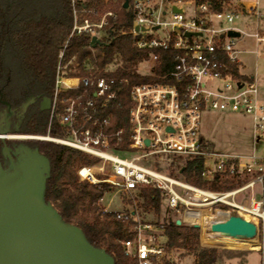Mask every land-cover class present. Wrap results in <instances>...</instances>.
I'll use <instances>...</instances> for the list:
<instances>
[{
	"label": "built area",
	"instance_id": "2783aa9c",
	"mask_svg": "<svg viewBox=\"0 0 264 264\" xmlns=\"http://www.w3.org/2000/svg\"><path fill=\"white\" fill-rule=\"evenodd\" d=\"M70 6L72 31L59 54L49 120V130L57 121L67 136L56 138L49 133L22 137L54 141L98 157L101 161L96 170H78L81 180L93 185L108 183L123 193L151 186L161 192L176 221L197 225L202 234L211 233L210 226L218 221L204 222L199 217L204 210L224 218L233 214L253 217L258 220V234L260 228L264 230V97L257 79L241 72L239 55L243 51L238 42L246 33L236 26L246 18H264V0H70ZM123 11L132 16L129 28H119ZM230 31L241 35L232 37ZM115 35L131 36L137 49L153 51L147 61L153 68L147 75L155 79L133 85L129 127L119 130L112 129L113 117L103 114L121 92L115 87L116 79L95 74V67L88 75L80 72L74 76L66 71L64 63L73 38H89L88 48L94 54L99 45H92L93 38L103 44ZM251 36L264 43V35ZM167 50L174 53V68L158 77L154 69L160 53ZM121 64L118 68L123 67ZM119 82L126 84L128 80ZM79 89L76 96L63 95ZM206 112L249 116L251 151L212 149L201 132ZM158 156L203 160L201 175L207 182L218 176L230 182H245L235 189L220 191L199 187L155 169L153 160ZM257 186L260 199L255 196ZM103 211L112 212L106 208ZM115 213L116 220L134 223V238L123 243L128 256L137 259L138 264H164L166 259L171 260L166 242L160 241L166 233L163 225L141 220L135 209Z\"/></svg>",
	"mask_w": 264,
	"mask_h": 264
},
{
	"label": "trees",
	"instance_id": "16d2710c",
	"mask_svg": "<svg viewBox=\"0 0 264 264\" xmlns=\"http://www.w3.org/2000/svg\"><path fill=\"white\" fill-rule=\"evenodd\" d=\"M61 1L59 13L47 19L43 18L39 26L35 25V20H32L34 25L26 28L23 33L24 37H21L24 44L19 49L23 70L37 81L43 90L49 92L52 100L56 90L59 52L71 32L73 23L70 0ZM131 25V14L123 11L119 28H129ZM89 43L90 39L87 37L73 38L66 50L65 60L77 56L81 74L88 75L91 73V67H95L98 70L95 74L116 79L115 87L121 92L117 101L104 110L103 114L113 117V130L128 129V109L133 85L155 80L137 71L140 64L150 60L153 51L137 49L133 45L131 36L128 35L111 37L97 47L96 54L89 50ZM173 56L174 53L170 50L160 53L158 65L154 69L158 77L173 70L175 63ZM118 63H122L123 67L113 72H105L108 67ZM120 79H127L128 83L121 84ZM80 92L81 89L72 90L63 92V95L76 96ZM48 121L49 117L42 126L34 117L27 124L25 132L45 135L48 133ZM49 133L56 138L67 136L66 129L57 122L52 125ZM29 142L38 143L40 151L51 160L52 170L47 184L46 198L60 211L64 220L81 227L92 244L104 248L114 256L116 264H138L137 259L128 256L123 247L124 242L132 240L135 236L134 223L118 221L115 219V212H104L99 206V201L112 189V186L108 183L93 185L86 180H81L78 174L81 167L92 168L101 160L96 156L54 142L42 140H29ZM1 147L2 142L0 141ZM164 164L168 165L167 170L173 176L199 187H207L215 191L234 187L231 186L233 182L228 179L222 180L221 183L219 176L214 181H204L201 175L204 163L201 159L186 158L182 162L177 157H170L165 159ZM137 193L146 211L153 209L160 214L163 196L159 190L146 186L141 187ZM169 213L172 211L169 210ZM162 225L168 232L166 242L168 252L182 249L195 256V264H216L218 262L220 253L216 248L200 246L199 228L178 225L173 217H166ZM164 264H176V262L166 259Z\"/></svg>",
	"mask_w": 264,
	"mask_h": 264
},
{
	"label": "water",
	"instance_id": "95a60500",
	"mask_svg": "<svg viewBox=\"0 0 264 264\" xmlns=\"http://www.w3.org/2000/svg\"><path fill=\"white\" fill-rule=\"evenodd\" d=\"M229 35L241 34L230 31ZM92 45L102 42L95 37ZM46 102L51 108L50 99ZM12 137L15 135L9 131L0 130L6 158L5 165L0 162V264H116L114 256L92 244L81 227L66 222L47 200L51 160L38 146L24 142L12 149L7 144ZM210 232L218 238L253 240L258 227L233 214L220 217Z\"/></svg>",
	"mask_w": 264,
	"mask_h": 264
},
{
	"label": "rangeland",
	"instance_id": "374dc122",
	"mask_svg": "<svg viewBox=\"0 0 264 264\" xmlns=\"http://www.w3.org/2000/svg\"><path fill=\"white\" fill-rule=\"evenodd\" d=\"M61 3H62L61 0H0V8L10 7L12 8V12L19 14H31V15L40 14L41 15L40 18L36 16H34V18L33 17L30 18L31 21L32 20L36 21L38 19L50 18L51 16L59 13L61 11V5H62ZM170 12L171 9L169 8L168 17L170 15ZM236 26L242 29L246 33V35L243 36L242 39L239 40L238 42L239 49L243 51L239 55V60L242 62L241 72L249 76H254L257 79L262 95L264 97V43H259L256 37L251 36L255 33L264 35V18L260 20L254 18H246L244 22L241 21L237 23ZM24 28H25L24 25L20 26L19 31L23 32ZM70 34L67 40L69 39ZM96 53L97 50L94 54ZM59 63H60V57L57 65V76L59 72ZM64 63H66L67 65L66 71L69 74H72L74 76L79 75L81 70H80V66L78 65L80 64V62L78 61L77 56H73L70 59L65 60ZM118 66L119 65L116 64L108 67L106 70L109 71L116 70ZM152 68L153 67L151 61L143 62L137 67V71L142 75H147L151 73ZM49 120H50V116H49ZM54 123L55 122H53V124ZM251 128H252V123L250 117L237 115V114L206 112L203 114L201 120V132L205 137V139H207L211 143V148L225 152L229 151V152L247 153L251 151L252 149ZM49 132L50 130H49V121H48L47 134L43 135V134L28 133L23 136H33V135L48 136ZM25 140L29 142V140L27 139ZM49 142H54V141H49ZM30 145L38 146V143H30ZM167 158L170 157L169 156L155 157L153 160L155 162L153 164L155 166V169L169 172V170H167L168 165L164 164V161ZM178 159L183 162L185 161L186 157H178ZM149 166L153 167L151 163ZM96 167L97 166H93L92 168L96 170L95 169ZM105 172L107 173V169ZM99 177H103V176H99ZM220 182L222 183V179ZM244 182H245L244 180H236V181L233 180V184L231 186H234L233 188L235 189L241 186ZM255 192H256L255 195L256 198L260 199L261 194H260L259 186L256 187ZM244 195L245 196L247 195V198H249L248 193ZM142 202L143 201L138 197L137 192L123 193L115 188H112L109 192L105 194L104 198L99 201V206L102 210L103 208H106L112 212H127L129 210L135 209L137 210L139 214V218L141 220L150 222L158 226H161L163 224L166 217H173L174 219L176 218V215L173 212L169 213V208L167 207L166 203L163 201L161 205L160 214H157L153 209L146 211L145 207L141 205ZM246 217L249 219V216ZM204 233L205 232H203L202 234L200 229V246L202 248H216L219 251L220 258L216 264H264V230L263 229L260 228V232L258 236L255 238L256 243L254 244V246L248 247L247 249L244 248L242 249L239 248L238 246L230 247V245L225 242L207 243L205 240H203L205 236ZM206 233H208V231ZM167 235L168 232L166 231V233H164V236L160 238V241L167 242ZM259 245L260 248H257L259 247ZM168 253L171 256V260L176 262V264H195L196 261L195 256L186 253V251L182 249H174L172 251H169Z\"/></svg>",
	"mask_w": 264,
	"mask_h": 264
},
{
	"label": "flooded vegetation",
	"instance_id": "af4514ba",
	"mask_svg": "<svg viewBox=\"0 0 264 264\" xmlns=\"http://www.w3.org/2000/svg\"><path fill=\"white\" fill-rule=\"evenodd\" d=\"M34 16L41 17L40 14L14 13L10 7L0 8V130H7L15 135L7 141L12 149L22 142L30 145L22 139L23 135L28 134L25 132L27 124L36 117L37 123L43 126L51 110L46 99H50L51 107L53 101L49 92L43 90L38 82L23 70L19 53L24 44L21 37H24L25 28L34 25L30 19ZM42 22V19H38L35 25L39 26ZM23 25L25 28L20 32V26ZM3 146L2 143L0 162L5 165Z\"/></svg>",
	"mask_w": 264,
	"mask_h": 264
},
{
	"label": "bare ground",
	"instance_id": "6f19581e",
	"mask_svg": "<svg viewBox=\"0 0 264 264\" xmlns=\"http://www.w3.org/2000/svg\"><path fill=\"white\" fill-rule=\"evenodd\" d=\"M76 82V81H74ZM23 139H28L29 137H22ZM199 217L205 222L206 220L208 221H216L217 219H219L220 217L211 215L210 210H204L202 212L199 213ZM250 221H252L254 224L258 223V220L253 218V217H249ZM204 238L203 240H205L207 243H211V242H225L227 244L230 245V247H239V248H244L247 249L248 247L254 246L256 239L253 240H240V239H231V238H218L216 236H214V234L211 233H204ZM208 235V236H207ZM210 236V237H209ZM207 237V238H206ZM259 244V243H258ZM258 248V247H257ZM255 249V248H254Z\"/></svg>",
	"mask_w": 264,
	"mask_h": 264
}]
</instances>
